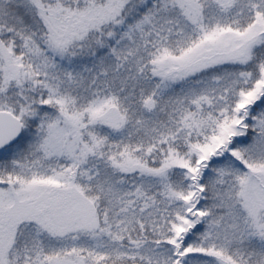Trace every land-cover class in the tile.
<instances>
[{"label": "snow or ice", "instance_id": "1", "mask_svg": "<svg viewBox=\"0 0 264 264\" xmlns=\"http://www.w3.org/2000/svg\"><path fill=\"white\" fill-rule=\"evenodd\" d=\"M0 264H264V0H0Z\"/></svg>", "mask_w": 264, "mask_h": 264}]
</instances>
